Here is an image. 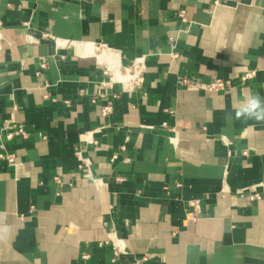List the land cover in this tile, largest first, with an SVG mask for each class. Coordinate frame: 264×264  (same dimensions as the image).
<instances>
[{"label":"crops","instance_id":"1","mask_svg":"<svg viewBox=\"0 0 264 264\" xmlns=\"http://www.w3.org/2000/svg\"><path fill=\"white\" fill-rule=\"evenodd\" d=\"M140 54L142 86H108ZM256 94L264 0H0V264H264Z\"/></svg>","mask_w":264,"mask_h":264},{"label":"built area","instance_id":"2","mask_svg":"<svg viewBox=\"0 0 264 264\" xmlns=\"http://www.w3.org/2000/svg\"><path fill=\"white\" fill-rule=\"evenodd\" d=\"M218 2V0H214ZM177 17L181 22H185V12L184 10H178ZM171 40V49L170 56L172 58L178 57L179 53L176 51V43L173 39ZM144 72H145V56L143 54L134 56L128 63L122 64L119 63L116 70L112 71L109 68H104L103 73L108 74L107 84L111 86L113 84H119L121 88L127 92L135 91L140 88L144 81ZM254 75V69L247 70L239 76L240 83H244L249 80ZM104 82H102L103 84ZM181 86L186 88H202L205 90H224L232 86V81L229 79H223L220 77H212L208 82H199L198 80H191L187 77H181L179 80ZM109 111V105H104L101 109V112L105 114ZM16 132L19 134L24 133L21 125H18ZM10 136V134H8ZM0 157L8 162L10 165H15L16 157L15 154L11 152L0 153ZM89 170L86 168L85 173ZM250 199L258 198L256 193L250 194ZM189 206V217L191 219H196L201 214V206L199 200H190L188 202ZM113 244V253L117 254L116 245L112 240Z\"/></svg>","mask_w":264,"mask_h":264},{"label":"clouds","instance_id":"3","mask_svg":"<svg viewBox=\"0 0 264 264\" xmlns=\"http://www.w3.org/2000/svg\"><path fill=\"white\" fill-rule=\"evenodd\" d=\"M235 118L264 121V100L258 94L246 96L241 106L236 109Z\"/></svg>","mask_w":264,"mask_h":264},{"label":"bare ground","instance_id":"4","mask_svg":"<svg viewBox=\"0 0 264 264\" xmlns=\"http://www.w3.org/2000/svg\"><path fill=\"white\" fill-rule=\"evenodd\" d=\"M110 54H111V53H110ZM97 55L101 58V56H103V53L100 52V53H98ZM107 57H108V56H107ZM109 57H110V56H109ZM106 61H107V60H106ZM113 61H114V60H112L111 63H112ZM109 64H110V63H109ZM114 70H115V69H114Z\"/></svg>","mask_w":264,"mask_h":264}]
</instances>
